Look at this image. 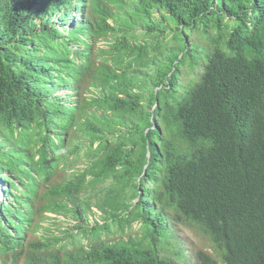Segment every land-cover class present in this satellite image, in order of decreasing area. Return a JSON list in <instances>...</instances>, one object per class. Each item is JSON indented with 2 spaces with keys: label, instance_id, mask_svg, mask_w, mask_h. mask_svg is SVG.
Returning a JSON list of instances; mask_svg holds the SVG:
<instances>
[{
  "label": "trees",
  "instance_id": "1",
  "mask_svg": "<svg viewBox=\"0 0 264 264\" xmlns=\"http://www.w3.org/2000/svg\"><path fill=\"white\" fill-rule=\"evenodd\" d=\"M0 182V264H264V0H0Z\"/></svg>",
  "mask_w": 264,
  "mask_h": 264
},
{
  "label": "rangeland",
  "instance_id": "2",
  "mask_svg": "<svg viewBox=\"0 0 264 264\" xmlns=\"http://www.w3.org/2000/svg\"><path fill=\"white\" fill-rule=\"evenodd\" d=\"M168 31H171L169 33L170 42H172V52H177L179 50V47L181 46L179 43V37L183 35V33H186L188 30L187 28L183 26H177L176 22L174 21H167V29ZM139 32H141L139 30ZM190 40L193 38L195 41L199 40L197 42H192L195 45L198 46V54L201 55L202 44L200 43L199 37H197L196 34L190 32L189 36H187ZM143 39V38H142ZM102 40L100 41V43ZM154 69H150L148 72H153ZM181 79L183 81L189 80V75L187 74H181ZM59 93H64V91H60ZM62 175H59V172L57 175H54L51 180L54 182H59ZM42 191V187H40V192ZM2 198V194L0 193V199ZM169 223H172L169 221ZM158 224L161 226H158L157 224L154 225H147L144 226L142 231L149 234V243L150 246H144L146 248H151L152 250H155L157 254L161 257L169 258L176 262L177 264H198L197 258H196V252L197 251H204L211 256H213L219 264H221L220 261V253L214 248L213 244L210 242L209 238L201 232V230L193 224L183 226L180 224H175L173 230L172 226L167 224L165 221H160ZM55 224L49 223V227L52 230L54 229ZM134 231H131L128 233L130 237L137 236L135 234L136 228H133ZM157 231V233H156ZM48 233V232H47ZM41 235H43V231L40 232ZM58 235V233H56ZM25 253L20 255V258L17 262V264H23V261L25 260ZM9 264V263H8Z\"/></svg>",
  "mask_w": 264,
  "mask_h": 264
},
{
  "label": "clouds",
  "instance_id": "3",
  "mask_svg": "<svg viewBox=\"0 0 264 264\" xmlns=\"http://www.w3.org/2000/svg\"><path fill=\"white\" fill-rule=\"evenodd\" d=\"M15 184H16V185H19V184H20L19 177L16 178V180H15ZM3 192H5V184H4L3 182H0V193L2 194V198H1L0 200L4 199ZM197 261H198V260H197ZM198 264H199V262H198Z\"/></svg>",
  "mask_w": 264,
  "mask_h": 264
}]
</instances>
